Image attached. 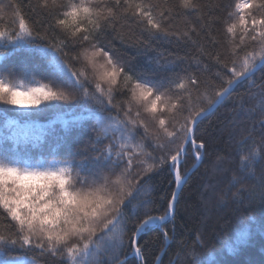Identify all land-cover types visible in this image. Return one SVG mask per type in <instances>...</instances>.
Masks as SVG:
<instances>
[{"label": "snow or ice", "instance_id": "obj_1", "mask_svg": "<svg viewBox=\"0 0 264 264\" xmlns=\"http://www.w3.org/2000/svg\"><path fill=\"white\" fill-rule=\"evenodd\" d=\"M222 7L199 0H0V23L9 12L13 19L0 27V55L27 53L0 63V264H148L146 252L157 242L153 264H164L173 246L168 264H198L208 229L226 223L213 219L214 207L251 203L256 185L246 182L258 180L264 210V0H234L219 40L211 29ZM188 14L199 28L174 23ZM117 40L137 54L157 51L153 42L186 49L158 52L149 60L155 68L137 67L135 56L125 60L115 50ZM69 106L39 122L42 113ZM85 127L86 140L72 138ZM221 141L229 150L217 148ZM201 165V227L190 245L176 221ZM162 172L174 187L157 198ZM219 175L228 177L222 192ZM157 199L166 204L162 215L151 208ZM15 250L23 255H8Z\"/></svg>", "mask_w": 264, "mask_h": 264}, {"label": "trees", "instance_id": "obj_2", "mask_svg": "<svg viewBox=\"0 0 264 264\" xmlns=\"http://www.w3.org/2000/svg\"><path fill=\"white\" fill-rule=\"evenodd\" d=\"M24 4L28 3V0H23ZM33 3H36V0H32ZM201 4L210 3L211 5H222L224 7L215 10L213 15L214 17L218 16L219 21L214 23L212 26V34L217 39H223V23L224 18L228 10H230V6L234 3V0H199ZM168 3L174 4L175 0H168ZM25 15L30 20L37 19L36 16H33L31 12L25 9ZM174 23L182 30L186 24H194L199 28L200 21L196 20V17L192 14H188L185 16H181L178 20H175ZM13 19L11 12L5 15L4 21L0 23V27L12 26ZM135 35L139 36V30H135ZM195 35V34H193ZM205 34L201 33V37ZM198 39L200 37H197ZM115 50L119 52L123 59L128 60L131 57L135 56L136 59L133 63L137 67H147V68H155L156 65L154 63H149V60L154 59L157 56V53L160 51H164L165 54L167 52H179L181 55L184 54L186 46L183 44H168L165 42H153V48L157 51L149 50L146 53L137 54L136 49L127 47L124 44H121L118 40L113 42ZM213 52L216 49H211ZM5 50L0 47V53H3ZM193 51H195L193 49ZM27 53L17 52L12 56H4L0 55V63H3L5 60H20ZM259 73H257V79H259ZM21 77H17L20 79ZM35 80H41L39 75L34 76ZM46 82V81H42ZM238 92L243 93L244 89H237ZM255 103V101L251 102ZM70 110V106L66 107L62 111L49 110L44 112L39 117V122L41 124L47 123V121L56 118L61 115L62 112H66ZM3 106H0V112H3ZM9 119H15V112L8 111L6 113ZM219 115V113H217ZM260 117L259 108L256 111V118ZM209 120L216 122L217 116L214 115L209 117ZM5 124L4 117L0 115V129H3ZM207 121H205V125ZM88 129L82 128L79 131H74L72 134L73 139L82 138L86 140ZM56 134L58 136H63L64 133L59 125L56 128ZM236 139H240L239 133L236 135ZM218 149L229 150L228 146L223 142H219L217 144ZM234 151V146L231 149ZM192 163L191 156L185 164V168L190 166ZM207 163V161H206ZM227 166V165H226ZM234 167L235 165H231ZM204 170V165L200 166L199 171L195 172L192 176V179L188 181V184L185 186V189L181 195V202L179 205L180 216L176 221L178 226V230L183 234V237L188 240V243L191 245L193 238L197 235L195 229L200 228V215L197 201V191L200 183V174ZM257 175H259V166L257 167ZM169 175L166 172H162L156 178V188L157 198L160 195L170 194L174 185L169 184ZM217 183V192H222L228 185V177L226 175H219L216 177ZM246 183L249 185H256V198L251 203L248 199H245L243 203H236L231 200L228 201L226 205H221L219 207H214L212 209L213 219H215L216 215L223 216L226 223L223 224V227H218L213 225L210 227L205 234V240L207 242L208 247L197 249L200 253L197 256L198 264H264V210H262L261 205L259 204V181L258 180H249ZM154 214L162 215L166 204L163 201H159L157 199V203L151 205ZM187 225V226H185ZM167 227H171L170 224L166 225ZM203 230V229H202ZM156 230L154 229L152 233L149 235H154ZM127 239V237H126ZM143 239H148V236H143ZM159 243H154L151 245L150 251L146 252V257L148 259V264H153V261L156 255L159 254ZM176 248L173 246L172 249L169 250V255L163 256L164 264H168L170 256L175 253ZM8 255H23L21 250H15ZM186 255V253H185ZM184 256L181 257V261H184ZM129 264H134L132 259L129 260Z\"/></svg>", "mask_w": 264, "mask_h": 264}, {"label": "water", "instance_id": "obj_3", "mask_svg": "<svg viewBox=\"0 0 264 264\" xmlns=\"http://www.w3.org/2000/svg\"><path fill=\"white\" fill-rule=\"evenodd\" d=\"M159 254H160V253H159ZM159 254H158V255H159Z\"/></svg>", "mask_w": 264, "mask_h": 264}]
</instances>
